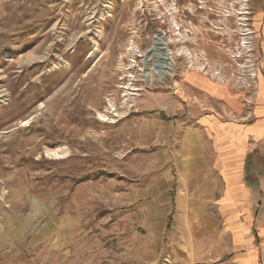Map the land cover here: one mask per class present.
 Segmentation results:
<instances>
[{"label":"rangeland","instance_id":"374dc122","mask_svg":"<svg viewBox=\"0 0 264 264\" xmlns=\"http://www.w3.org/2000/svg\"><path fill=\"white\" fill-rule=\"evenodd\" d=\"M210 82L264 102V0H0V264H173L141 125Z\"/></svg>","mask_w":264,"mask_h":264},{"label":"crops","instance_id":"0c3cea01","mask_svg":"<svg viewBox=\"0 0 264 264\" xmlns=\"http://www.w3.org/2000/svg\"><path fill=\"white\" fill-rule=\"evenodd\" d=\"M192 86L183 112L141 125V142L159 148V202L170 205L146 220L167 231L171 218L173 264H264V102Z\"/></svg>","mask_w":264,"mask_h":264},{"label":"bare ground","instance_id":"6f19581e","mask_svg":"<svg viewBox=\"0 0 264 264\" xmlns=\"http://www.w3.org/2000/svg\"><path fill=\"white\" fill-rule=\"evenodd\" d=\"M167 45H168V42L165 38H158L156 41H154V45H153V47L155 48L154 51L145 60H143L147 68L150 69V73L152 77L165 76L171 70L169 63L167 64L163 61V59L161 60L162 54H161V51H159L161 46H165L167 49ZM155 51L159 52L158 55L160 56V61H161V63L157 64V66L155 65V58L154 60L151 59L153 58L154 56L153 54H155ZM168 60L170 61L169 54H168Z\"/></svg>","mask_w":264,"mask_h":264},{"label":"water","instance_id":"95a60500","mask_svg":"<svg viewBox=\"0 0 264 264\" xmlns=\"http://www.w3.org/2000/svg\"><path fill=\"white\" fill-rule=\"evenodd\" d=\"M158 38H165V33L164 32H160L158 33V35L155 37L154 41H156ZM154 47H152L151 50L147 51L144 55H143V60H145L153 51H154ZM159 51H161L162 57L161 60L163 59V61L165 63H169L168 60V52L165 46H161ZM162 67V66H161Z\"/></svg>","mask_w":264,"mask_h":264},{"label":"trees","instance_id":"16d2710c","mask_svg":"<svg viewBox=\"0 0 264 264\" xmlns=\"http://www.w3.org/2000/svg\"><path fill=\"white\" fill-rule=\"evenodd\" d=\"M164 119H167V117L165 116ZM169 221H171V219H169ZM168 230H170V225L168 226Z\"/></svg>","mask_w":264,"mask_h":264}]
</instances>
